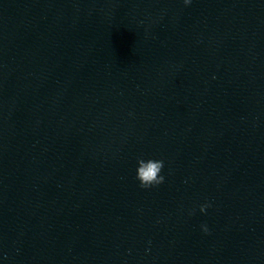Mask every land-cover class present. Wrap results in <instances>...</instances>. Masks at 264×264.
Returning <instances> with one entry per match:
<instances>
[{"label": "water", "instance_id": "water-1", "mask_svg": "<svg viewBox=\"0 0 264 264\" xmlns=\"http://www.w3.org/2000/svg\"><path fill=\"white\" fill-rule=\"evenodd\" d=\"M0 264H264V0H0Z\"/></svg>", "mask_w": 264, "mask_h": 264}, {"label": "clouds", "instance_id": "clouds-1", "mask_svg": "<svg viewBox=\"0 0 264 264\" xmlns=\"http://www.w3.org/2000/svg\"><path fill=\"white\" fill-rule=\"evenodd\" d=\"M185 6L192 3V0H183ZM136 179L139 181V186L142 189L154 188L165 181V177L161 175L164 168V161L159 159H144L142 157L137 158ZM210 204L200 205V212L204 213ZM194 214V210L193 213ZM202 230L205 234L209 233V229L206 225H202Z\"/></svg>", "mask_w": 264, "mask_h": 264}]
</instances>
